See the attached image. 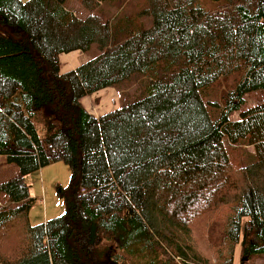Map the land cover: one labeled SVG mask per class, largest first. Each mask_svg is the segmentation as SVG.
<instances>
[{
    "label": "trees",
    "instance_id": "16d2710c",
    "mask_svg": "<svg viewBox=\"0 0 264 264\" xmlns=\"http://www.w3.org/2000/svg\"><path fill=\"white\" fill-rule=\"evenodd\" d=\"M68 1L0 0V155L20 170L0 182V264H234L238 247L241 264L263 256L264 102L230 115L264 91V0H147L151 27L103 20L95 11L111 0H80L83 18ZM93 47L61 72V54ZM235 73L215 118L201 90ZM133 81L145 90L104 115L81 103ZM242 144L254 152L233 162ZM58 160L72 169L66 212L32 225L26 177Z\"/></svg>",
    "mask_w": 264,
    "mask_h": 264
},
{
    "label": "rangeland",
    "instance_id": "374dc122",
    "mask_svg": "<svg viewBox=\"0 0 264 264\" xmlns=\"http://www.w3.org/2000/svg\"><path fill=\"white\" fill-rule=\"evenodd\" d=\"M27 1V0H23ZM222 2L220 0L210 1L202 0L201 5L206 9H215ZM68 5L74 10V13L78 17H86L90 12L81 4L80 0H69ZM147 0H111L102 5L95 12L98 13L103 20L113 18H132L133 26L151 27L153 25V18L146 13ZM96 47H93L89 52L90 55L97 54ZM241 79V74L235 73L229 77L220 78L215 83L204 87L201 90L203 100L209 106L211 114L217 118L222 109L224 108V94L231 91L236 87L238 80ZM118 88V87H116ZM122 92V98L124 101L137 98L144 90L145 87L140 86L138 82H128L118 88ZM264 102V91H254L245 95V103L241 106V109L234 111L230 118L232 120H238L241 118V112L252 108L260 103ZM219 103L220 106L215 104ZM229 156L233 162L242 163L248 160V154L254 152L253 147L248 145H235L229 149ZM19 167L10 163L7 157L0 155V182L8 180L13 176L19 174ZM27 181L31 185V195L36 198V202L29 211V222L32 225H36L42 222H46L53 218L59 217L66 212V197L64 193L67 191L72 181V169L64 160L54 161L48 165L41 167V169L29 174L26 177ZM5 195H0V203L5 201ZM228 207H224L221 212H225ZM247 219H244V222ZM200 227H209L208 222L201 217L199 222ZM198 234H195L198 245L202 246V238L207 235L206 231L198 230ZM15 236V235H11ZM105 248L113 247L115 249L116 244L114 242H105L103 244ZM204 248V247H203ZM11 249V248H9ZM237 252H241L240 247L237 248ZM250 264H264V255L256 257Z\"/></svg>",
    "mask_w": 264,
    "mask_h": 264
},
{
    "label": "crops",
    "instance_id": "0c3cea01",
    "mask_svg": "<svg viewBox=\"0 0 264 264\" xmlns=\"http://www.w3.org/2000/svg\"><path fill=\"white\" fill-rule=\"evenodd\" d=\"M92 55L76 50L60 55L61 72H68L91 59ZM122 92L116 87H108L81 99L82 105L97 117L119 108L125 101ZM234 264H241V253L235 255Z\"/></svg>",
    "mask_w": 264,
    "mask_h": 264
},
{
    "label": "water",
    "instance_id": "95a60500",
    "mask_svg": "<svg viewBox=\"0 0 264 264\" xmlns=\"http://www.w3.org/2000/svg\"><path fill=\"white\" fill-rule=\"evenodd\" d=\"M246 259H248V258H245L243 261H245Z\"/></svg>",
    "mask_w": 264,
    "mask_h": 264
}]
</instances>
